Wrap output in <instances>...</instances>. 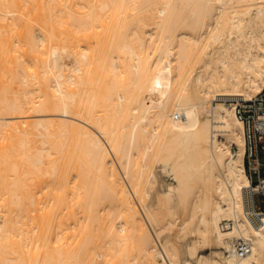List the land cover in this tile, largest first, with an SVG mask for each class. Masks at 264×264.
<instances>
[{
  "label": "bare ground",
  "instance_id": "1",
  "mask_svg": "<svg viewBox=\"0 0 264 264\" xmlns=\"http://www.w3.org/2000/svg\"><path fill=\"white\" fill-rule=\"evenodd\" d=\"M263 88L264 0H0V264H182L181 211L183 264H264L245 126L211 103Z\"/></svg>",
  "mask_w": 264,
  "mask_h": 264
},
{
  "label": "built area",
  "instance_id": "2",
  "mask_svg": "<svg viewBox=\"0 0 264 264\" xmlns=\"http://www.w3.org/2000/svg\"><path fill=\"white\" fill-rule=\"evenodd\" d=\"M220 99L233 105L237 116L244 123L246 169L254 185L257 207L264 210V88L250 97L236 95ZM236 251L239 256L250 253L251 239L239 238L236 242Z\"/></svg>",
  "mask_w": 264,
  "mask_h": 264
},
{
  "label": "rangeland",
  "instance_id": "3",
  "mask_svg": "<svg viewBox=\"0 0 264 264\" xmlns=\"http://www.w3.org/2000/svg\"><path fill=\"white\" fill-rule=\"evenodd\" d=\"M200 63H196V65L194 66L195 68L197 66H199ZM256 94V93H255ZM221 96H218L217 100H211L212 104H217L219 102L222 101V99H220ZM232 149L235 151L234 147L232 146ZM154 170L157 174L158 177V181L156 183H151L150 181H146L145 183V187L146 189H148L153 196V205H155V199H156V195L159 191L164 192L166 190V188H168L170 185H174L176 184L175 180L173 179L172 175H169L168 173H166L163 168L162 165L160 163V161H155L154 163ZM189 213L188 211H181L179 214V220L176 224H174L171 227H167L165 228L160 236L159 239H161L162 241H165L166 239L171 240L178 248V255L180 258L181 263L183 264L187 259L188 260H192L193 263H196V258L192 257L189 252L187 251V247H188V243L198 239V234L195 231L196 228V224L198 221V217L195 218V220H193L191 223H189L187 225V227L185 229L181 228V223L183 221L184 216H187ZM149 226H151L153 229L157 226L154 222L149 221ZM211 248L207 247L206 245L199 243V248H198V252L200 253H211Z\"/></svg>",
  "mask_w": 264,
  "mask_h": 264
}]
</instances>
